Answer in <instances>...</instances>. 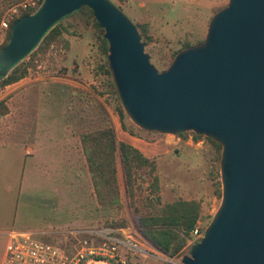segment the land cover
<instances>
[{"label":"water","instance_id":"water-1","mask_svg":"<svg viewBox=\"0 0 264 264\" xmlns=\"http://www.w3.org/2000/svg\"><path fill=\"white\" fill-rule=\"evenodd\" d=\"M83 6L105 30L112 80L132 122L160 134L194 132L222 146L221 205L181 264H264V0H229L204 41L179 51L163 71L110 0H44L13 25L0 74Z\"/></svg>","mask_w":264,"mask_h":264},{"label":"rangeland","instance_id":"rangeland-1","mask_svg":"<svg viewBox=\"0 0 264 264\" xmlns=\"http://www.w3.org/2000/svg\"><path fill=\"white\" fill-rule=\"evenodd\" d=\"M27 1L30 0H0V46L4 43L9 30L2 26V22L9 21L10 23L13 18L24 12L21 5ZM110 1L132 22L123 8L117 6L113 0ZM14 10H18L17 15H14ZM58 25L67 28L68 32L64 37L72 42L73 50L68 54L64 47L54 44L46 54L28 55L19 63L21 66L28 64L32 66L25 79L5 88L0 87V101L6 100L12 110L11 116L0 120V129L14 127L15 104L11 98L22 89L37 83L31 97V106L37 112L33 113L35 119L29 120L27 126L34 127L37 131L45 130L53 133L56 137L63 132L64 127L78 135L113 127L119 142H126L128 138L136 141L143 152L139 150L157 163L162 203H170L177 199L199 201L202 205V215L199 221L206 229L222 202V187L219 192L216 185L218 181H221L222 151L220 154V151L216 150L217 148L206 136L196 140L194 132L172 135L145 131L134 124L126 113L127 117L123 119L126 126L124 128L120 119V108L123 106L118 94H115L108 79L99 73L101 70L98 65L103 58L98 42L93 37V31L83 26L79 15L66 17ZM145 51L151 56V63L159 71H163L172 63L178 50H174L173 44L161 42L154 45L149 44ZM74 63L86 68L83 72L84 76L81 77L78 74L79 65ZM67 73L72 80L70 82L72 87L68 85L70 84L68 80L64 81ZM81 82H84L83 85ZM9 136L12 141L22 139L24 144L31 146L30 140H26L24 134L18 137V134L11 132ZM191 136L195 143L202 141V147H197L196 144L189 145L187 141ZM161 148L168 150L162 152ZM56 152L59 151L56 150ZM34 169L29 162H23L17 170L3 165L0 170V176H2L0 193H4L8 202L12 201L9 219L11 228L46 230L57 227L59 217L64 220L65 217H70L71 203L78 201V198H74L77 201H67L65 200L67 195H64L63 202H60L53 193L52 183L44 176V170ZM218 173L220 178L217 176ZM139 174L141 176L137 181V206L141 213H146V206L141 201L154 198L158 194L154 193L150 187L152 178L147 177L143 171ZM124 182L125 190L120 189L121 206H102L104 213L101 224L98 226L118 231L127 230L147 250L148 254L133 255L121 246L120 253L126 256L127 264H181L182 257L190 254L192 247H186L182 256L171 258L149 243L140 234L139 213L134 211L130 205L126 180ZM69 229L74 228L69 227L67 230ZM117 236L120 238L121 234L118 233ZM67 237L65 232H61L50 234L42 240L56 243L73 251L74 243L70 238L66 239ZM5 243L6 239L0 238V260ZM92 264H111V262Z\"/></svg>","mask_w":264,"mask_h":264},{"label":"crops","instance_id":"crops-1","mask_svg":"<svg viewBox=\"0 0 264 264\" xmlns=\"http://www.w3.org/2000/svg\"><path fill=\"white\" fill-rule=\"evenodd\" d=\"M113 2L126 11L135 25L146 24L149 27L150 36L154 40L152 45L168 42L174 45V50H180L185 42L205 39L211 18L217 11L227 6L229 0H113ZM72 50L73 45L70 41L68 54ZM74 64L79 65L78 74L81 77L84 76L83 72L86 68L81 64ZM68 73L65 74L64 81L68 80L67 82L70 83L72 80ZM83 83L81 82L82 85ZM36 84L22 89L11 98L15 104L14 127L0 129V170L2 165L17 170L23 162H29L32 168L44 170V176L52 183L53 193L60 202H63L64 195H67L65 199L67 201H77L74 198H78L77 203H71L70 217H65V220L59 217L57 227L30 230L37 234V238L42 240L50 234L65 232L69 227L74 229L100 228L98 225L101 224L104 211L97 200L81 144V135L64 127L63 132L56 137L53 133L45 130L37 131L34 127L27 126L29 120L35 119L33 113L36 109L31 106V97ZM68 85L72 87L71 83ZM70 94L72 96V90ZM7 105L10 112L4 118L12 115L11 107L8 103ZM11 132L18 134V137L24 134L25 139L30 140L31 146L24 144L22 139L12 141L9 136ZM126 142L136 145L135 147L143 152L136 141L128 138ZM167 150V148L160 149L162 152ZM118 179L120 189L125 190V175L121 163L118 164ZM11 208L12 201L8 202L4 193L1 192L0 238H5L6 241L5 234L14 229L9 225ZM4 251L5 247L0 264Z\"/></svg>","mask_w":264,"mask_h":264},{"label":"trees","instance_id":"trees-1","mask_svg":"<svg viewBox=\"0 0 264 264\" xmlns=\"http://www.w3.org/2000/svg\"><path fill=\"white\" fill-rule=\"evenodd\" d=\"M43 1L44 0L41 1L39 6ZM36 11V9L24 11L11 20L5 41L0 46V52L9 43L13 25L20 18L31 15ZM74 15H79L80 20L84 24L83 26L93 31V37L98 42L100 54L103 58L98 65L101 70L99 73L108 79L111 88H113L115 94H117L108 61L110 51L109 42L105 37V30L97 22L93 11L86 6L81 7L69 16ZM59 22L45 34L38 46L29 55H35L37 53L46 54L49 48L54 44L61 45L66 51L70 49V42L64 37L68 30L67 28L59 26ZM136 26L142 38V42L145 44V48H147L148 45L154 41L150 36L149 27L146 24H138ZM202 42L203 41H197L195 43L185 42L181 49L176 51L174 58L179 51L199 45ZM149 57L151 59L150 55ZM31 66L32 64L24 66L18 64L6 74H0V87L5 88L28 77ZM8 114L9 107L7 101H0V119ZM125 117L127 116L121 107L120 119L124 128H126L125 123H123ZM201 137L203 136L196 134V140ZM208 139L221 154L222 146L212 138L208 137ZM81 144L98 203L105 207L121 206V191L118 179V161L120 159L125 175L127 193L130 198V205L134 211L139 213L138 229L140 234L163 254L171 258L182 256L188 245V239L191 237L192 231L201 218V203L197 200L177 199L173 202L163 204L159 193L160 184L159 177L157 176V163L147 158L132 144L119 142L113 127L83 133L81 135ZM140 171H143L147 177L152 178L150 187H152L154 193L158 194L154 196V198H147L141 201L144 202V206H146V213H141L136 200L137 181L141 176V174H139ZM217 176L220 178L219 173ZM216 185L218 191L221 192V181H218Z\"/></svg>","mask_w":264,"mask_h":264},{"label":"built area","instance_id":"built-area-1","mask_svg":"<svg viewBox=\"0 0 264 264\" xmlns=\"http://www.w3.org/2000/svg\"><path fill=\"white\" fill-rule=\"evenodd\" d=\"M42 0H30L21 5L25 11L41 6ZM17 15L18 10H14ZM18 16V15H17ZM2 26L9 28V21H3ZM189 145L202 147L203 142L195 143L191 136L187 141ZM204 228L197 222L187 247H192L203 237ZM120 233L119 238L117 234ZM66 239L74 243L73 251L56 243L47 242L37 238V234L30 230L11 229L7 237L4 256L1 264H92L95 262H111V264H127L126 256L120 253L123 246L133 255L148 254L141 243L136 241L127 230L113 229H69L65 231Z\"/></svg>","mask_w":264,"mask_h":264}]
</instances>
